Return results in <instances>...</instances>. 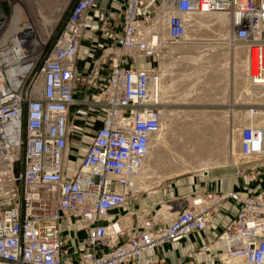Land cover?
I'll list each match as a JSON object with an SVG mask.
<instances>
[{
	"label": "built area",
	"instance_id": "1",
	"mask_svg": "<svg viewBox=\"0 0 264 264\" xmlns=\"http://www.w3.org/2000/svg\"><path fill=\"white\" fill-rule=\"evenodd\" d=\"M96 2L76 0L48 53L38 49L20 75L34 30L3 39L20 7L0 0V264H131L207 233L215 239L205 253L218 264H264V188L241 196L208 172L201 177L212 187L186 196L170 220L132 221L133 183L161 124L158 70L136 61L179 44L194 14L224 15L248 49L251 85L264 89V0H123L118 28L100 29L101 60L87 73L78 51L98 30ZM245 115L237 176L250 189L264 176V102ZM228 206L233 218L216 225Z\"/></svg>",
	"mask_w": 264,
	"mask_h": 264
},
{
	"label": "rangeland",
	"instance_id": "2",
	"mask_svg": "<svg viewBox=\"0 0 264 264\" xmlns=\"http://www.w3.org/2000/svg\"><path fill=\"white\" fill-rule=\"evenodd\" d=\"M101 1L97 0L94 9L98 12V30L83 41L85 43L90 39L92 44L89 47L81 43L78 51V58L81 60L79 65L84 64L87 73L93 71L97 61L101 60L102 51L96 45L100 41L104 43L100 29L115 32L122 12L123 0H110V5L99 8ZM16 2L19 4L23 20L28 21L34 30L40 52L48 53L53 39L66 21L76 0H16ZM32 10L36 13L34 22L31 19ZM56 12L58 18L52 16ZM159 16L161 15L157 12L158 31L163 35L164 24ZM214 16L194 14L190 17V28L186 37L179 44L159 47L154 58L136 61V65L144 63L154 66L158 74L163 76L159 79L162 78L161 84L166 93L163 99L161 98L160 112L163 110L166 115V128L164 126L162 130H158L153 137V140L158 139V142L150 146L151 159L146 164L148 168L150 165V171H147L145 181L149 179L151 172L156 174L150 181L149 187H151L138 192L140 197L132 203L137 213V218L132 219L134 223L146 214L155 217L159 222L170 220V214L177 211L174 207L183 203L185 205L186 196L191 192L190 187L204 175L197 173L201 168L197 169L196 166L209 164L208 172L212 173V179L223 178V182L228 176L235 177L237 168L241 169L237 162L239 147L237 148L238 143L235 145V142L239 140L241 128L249 123V118L245 115L249 104L262 102L243 100L246 97L243 89H256L250 83L247 84V75H245V83L234 68V59L235 62L243 61L238 57L233 58L234 48L239 47L238 49L242 51L245 47L233 41L228 25L224 32L218 31ZM44 22H46L45 27ZM48 22H51V26H47ZM43 27L45 30L41 32L40 28ZM244 61L248 64L247 57ZM40 67L41 65H38L33 80L37 77ZM247 71L248 66L244 74ZM238 83L241 84L240 89ZM238 92H242L241 97H235ZM230 101L236 103L231 105ZM258 113L261 115L260 112ZM255 122L260 123V119H255ZM193 143H196V147ZM189 146L193 147L192 150ZM23 154L21 151L17 171L21 169ZM186 158L187 161H184ZM182 191L186 193L178 194ZM148 200L152 203L149 207ZM165 206H170L175 211H167Z\"/></svg>",
	"mask_w": 264,
	"mask_h": 264
},
{
	"label": "crops",
	"instance_id": "3",
	"mask_svg": "<svg viewBox=\"0 0 264 264\" xmlns=\"http://www.w3.org/2000/svg\"><path fill=\"white\" fill-rule=\"evenodd\" d=\"M108 5H110V0H102L101 7L99 8ZM89 42H91L90 39ZM85 43L86 45L89 44L88 42ZM234 53L235 51L233 50V58H234ZM243 53L244 52L241 50L238 52L239 57L241 59H243L244 57ZM238 86L240 89L241 84L238 83ZM239 94L240 92H238L235 95V97H238ZM234 103L236 102H232L230 104L233 105ZM236 120L239 121V119ZM209 177L210 178L213 177L212 173H209ZM261 181L262 183L260 185H254L250 187V189H248L243 186L242 184L243 181L241 178H238L236 172L235 177L232 176L226 177V181L223 182L222 186L223 189L227 191H231L233 189H239L241 191V196H247L251 191L256 192L257 189L259 190L264 188V176L261 178ZM211 187L212 184L209 180L200 177L197 183L190 187V191H191L190 194L194 191H206L209 190ZM185 193L186 191H182V193L179 192L178 194L183 195ZM148 202L149 203L147 204V206L149 207V205H152V203L150 200H148ZM221 212H222L221 215H219L215 221L216 225L219 226H221L222 224L233 218L235 214V209L233 207L228 206L225 207ZM214 239H215V235L212 233L203 234L202 236L194 235L183 240L182 242L176 245H167L163 250L158 249L153 253L146 255L144 258H140L134 261L131 264H144L145 262H147L148 264H218L217 261L213 259L210 254L205 253L204 250V248L210 245Z\"/></svg>",
	"mask_w": 264,
	"mask_h": 264
},
{
	"label": "bare ground",
	"instance_id": "4",
	"mask_svg": "<svg viewBox=\"0 0 264 264\" xmlns=\"http://www.w3.org/2000/svg\"><path fill=\"white\" fill-rule=\"evenodd\" d=\"M43 1H47V0H43ZM67 2V1H66ZM65 2V3H66ZM29 4V3H28ZM63 6H64V4H62ZM36 9L37 10H39V8L38 7H36ZM34 10V9H33ZM32 10V12H31V19L33 20V22H34V18H35V16H36V13L34 12ZM62 11V10H61ZM58 13L56 12L55 13V15H52L54 18H58L56 15H57ZM44 15V14H43ZM199 15V14H198ZM45 16V15H44ZM46 17V16H45ZM207 17V16H206ZM206 17H204V18H206ZM44 18V17H43ZM162 18H163V16H162ZM45 19V18H44ZM213 19L215 20V24L217 25V28L219 29L218 31H220V32H224V29L226 28V26L228 25V23H229V18L227 17V16H222V15H215L214 17H213ZM213 19H211V20H213ZM52 20V19H51ZM189 20H191V19H189ZM200 20V19H199ZM213 20V21H214ZM48 21V20H47ZM206 21V20H205ZM209 22V21H208ZM45 24H46V22H44V27H45ZM37 25V24H36ZM29 26H31L30 24H29V22L28 21H25V20H23V18H22V12H21V10H19V9H17V10H15L14 11V13H13V15L11 16V21H10V25H9V27H8V30H7V32H5V34H4V36H3V39L4 38H7V37H9L10 35H13V36H16V35H19V34H25L26 35V32H25V29L27 28V27H29ZM47 26H51V22H48V25ZM215 26V25H214ZM44 27L43 28H40L41 30V32L43 31V30H45L44 29ZM216 27V26H215ZM12 28H13V30H12ZM230 29V28H229ZM34 34V32L32 33V35ZM44 35V34H43ZM226 36H227V34H226ZM33 38V37H32ZM41 40V42H43L42 41V39H40ZM40 42V43H41ZM86 44V43H85ZM13 47L14 48H17V46H16V43L15 42H13ZM39 49V43H37L36 42V40H34V39H31V51H30V53L28 54V60L25 62V63H28V64H26V66L24 67V68H22V69H20L19 71H16L15 73H17V74H23V73H25L27 70H28V68H29V66H30V64H31V62L32 61H34V59H35V54H36V52H37V50ZM243 50V54H244V57H243V61H238V62H240V63H238V62H235L236 60L234 59V68L236 69V72H238L237 74H238V76H239V78L242 80H244V82H245V75H247L248 76V71H247V73L246 74H244V70L247 68V66H248V70H249V57H248V49H244V48H242ZM234 51H235V53H234V57H238V58H240L239 57V54H238V52L240 51L238 48H234ZM245 57H247V63L248 64H245L244 62V60H245ZM17 60V58H14V62ZM242 60V59H241ZM167 64V63H166ZM165 64V65H166ZM162 68V67H161ZM166 68V67H165ZM165 68H164V70H165ZM160 72H161V70H160ZM240 72V73H239ZM159 73V72H158ZM162 76V74H158V76H157V81H158V83H157V87H158V90L160 91V102H161V100L163 99V95H164V93H166V90L164 89V87L162 86V84H161V80L160 79H162V78H160L159 79V77H161ZM237 76V77H238ZM163 77V76H162ZM248 80H249V76H248V78H247ZM246 79V80H247ZM247 80V84H249L250 83V81H248ZM246 83V82H245ZM246 84V85H247ZM39 85H40V82H39ZM39 85L37 86V87H39ZM250 85H251V83H250ZM252 86V85H251ZM242 90V89H241ZM246 90V92H244ZM243 89V94L246 96L245 97V99H243L244 101H259V102H264V89H258V88H256V89H253V88H251V89ZM236 92V91H235ZM242 93V92H241ZM241 93L239 94V97H241ZM247 93V94H246ZM258 94H260V95H262V96H257ZM252 97H254L253 98V100H252ZM162 98V99H161ZM238 101V100H237ZM167 103V102H166ZM232 103V102H231ZM238 103V102H237ZM161 104V103H160ZM260 112H262V111H260ZM171 114V113H170ZM169 114V115H170ZM259 114V113H258ZM260 115V114H259ZM165 118H166V115H165V113H164V111L162 110L161 111V124H160V129L162 130L163 129V127L165 126ZM169 120V119H168ZM166 122H167V120H166ZM249 124V123H248ZM251 125H253L252 123H251ZM247 126V125H246ZM165 128H166V126H165ZM159 129V130H160ZM160 132V131H159ZM157 133V132H156ZM161 134V133H160ZM160 134H159V136H160ZM239 134H240V132H239ZM155 136V135H154ZM158 137V136H157ZM156 137V138H157ZM234 140V139H233ZM154 142L156 143V142H158V139H156L155 141L153 140V138H152V141H151V143H150V146H152L153 144H154ZM238 143V145H237V148L239 147V140H238V142H235V145ZM194 144V143H193ZM195 145V147H196V143L194 144ZM184 146V145H183ZM197 146L199 147V144H197ZM192 148L193 147H190L189 146V149L190 150H192ZM150 149H152V147L150 148ZM235 149V148H234ZM195 150V149H194ZM198 150V149H197ZM151 151V150H150ZM196 151V150H195ZM150 156H151V152H149V156H148V159H147V161L148 162H146L145 163V165H144V167H143V169H142V172H141V174L139 175V177L136 179V181H134V183H133V185H134V191H138V192H140L141 190H148V188H150L149 187V185H150V181H151V179L155 176V172L154 173H152L151 172V174H150V177H149V179L147 178V180L145 181V178H146V176L148 175V173H147V171H150V165H149V168H148V165L146 166V164L147 163H149V160L151 159L150 158ZM190 158V157H189ZM184 161H187V158L184 160ZM209 161V160H208ZM180 162H182V161H180ZM237 162H239L240 163V157H239V155H238V159H237ZM189 163V162H188ZM188 163H185V164H188ZM209 165V164H208ZM208 165L206 166V165H200V166H196L195 168H197V169H199V168H201V170H197V173H206V172H208L209 171V168H208ZM219 166V165H218ZM211 167V166H210ZM194 167L192 166V168L191 169H193ZM195 172H196V170H195ZM152 174H153V176H152ZM159 180V179H158ZM163 180V179H162ZM156 181V180H155ZM147 182V183H146ZM160 182V181H159ZM153 184L155 183V182H152ZM156 183H157V181H156ZM166 208H167V211H168V209H170L171 207L169 206H165ZM165 211V210H164ZM175 211V210H174ZM172 216H173V214H172ZM168 217V216H167Z\"/></svg>",
	"mask_w": 264,
	"mask_h": 264
}]
</instances>
